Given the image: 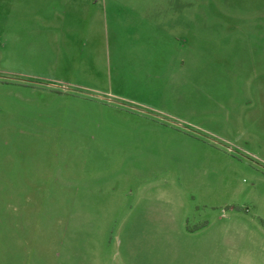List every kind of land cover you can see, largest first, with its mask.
Wrapping results in <instances>:
<instances>
[{"label": "rangeland", "instance_id": "rangeland-1", "mask_svg": "<svg viewBox=\"0 0 264 264\" xmlns=\"http://www.w3.org/2000/svg\"><path fill=\"white\" fill-rule=\"evenodd\" d=\"M0 264H264V0H0Z\"/></svg>", "mask_w": 264, "mask_h": 264}]
</instances>
